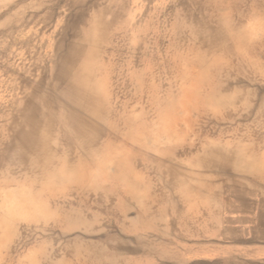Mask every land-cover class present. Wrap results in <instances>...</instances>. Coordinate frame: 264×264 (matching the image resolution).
<instances>
[{
  "label": "rangeland",
  "instance_id": "obj_1",
  "mask_svg": "<svg viewBox=\"0 0 264 264\" xmlns=\"http://www.w3.org/2000/svg\"><path fill=\"white\" fill-rule=\"evenodd\" d=\"M73 41L100 103L94 141L57 125L35 152L23 105L35 84L49 95ZM221 150L264 166V0H0V264H176L159 245L198 237L193 209L224 198L235 170L202 165Z\"/></svg>",
  "mask_w": 264,
  "mask_h": 264
},
{
  "label": "bare ground",
  "instance_id": "obj_2",
  "mask_svg": "<svg viewBox=\"0 0 264 264\" xmlns=\"http://www.w3.org/2000/svg\"><path fill=\"white\" fill-rule=\"evenodd\" d=\"M79 15H85V11L78 12L77 17ZM63 43L62 36L56 45L57 53L62 51ZM84 51V44L73 41L65 51L60 52L50 69L52 75L48 87L49 95L38 98L35 93L38 91L36 84L31 90L23 105V124L27 128L18 134V140L24 147L35 152L47 148L48 134L59 125L61 128H68V136L78 139L77 147L91 149L100 117V103L96 85L84 82L82 77L89 66V61L82 57ZM37 109L39 110L36 112ZM40 125L44 126L42 132L38 130ZM221 153L222 159L210 158L202 165L211 163L220 170H235V173L230 176L231 179L225 187H221L224 195L222 200H208L193 209L192 216L194 219L198 217V223L192 226L190 232L193 231L194 234L197 231L201 238L189 236L187 231L182 235L179 233L175 241L162 240L159 245L166 253L167 246L180 253L176 264H262L258 258H246L242 254L251 248L264 253V249L257 246V243L264 244V176L244 174H255L254 172L264 169V166L261 167L260 163L254 161L245 165V157L240 153L231 156L226 155L224 150ZM174 224L175 221L172 220L171 226ZM191 248L202 255L217 252L225 253V257L216 260H190L184 253L190 252Z\"/></svg>",
  "mask_w": 264,
  "mask_h": 264
}]
</instances>
